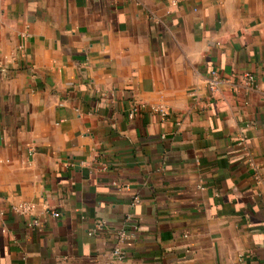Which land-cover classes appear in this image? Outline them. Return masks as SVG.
<instances>
[{
  "label": "crops",
  "instance_id": "crops-1",
  "mask_svg": "<svg viewBox=\"0 0 264 264\" xmlns=\"http://www.w3.org/2000/svg\"><path fill=\"white\" fill-rule=\"evenodd\" d=\"M0 264H264V0H0Z\"/></svg>",
  "mask_w": 264,
  "mask_h": 264
},
{
  "label": "built area",
  "instance_id": "built-area-1",
  "mask_svg": "<svg viewBox=\"0 0 264 264\" xmlns=\"http://www.w3.org/2000/svg\"><path fill=\"white\" fill-rule=\"evenodd\" d=\"M236 79L240 83H243V85H245V87H247L248 89L252 88V86L254 85V82H255L254 76L248 72H244V73L237 75ZM226 81H227L226 78L222 77L218 73V71L211 70L209 72V77L207 78V81H206V87H207V90L209 92V97L211 98L212 95L218 90V88L223 83H225ZM139 109L140 108L138 106H135V105L131 106L130 109H128V111H127V114H126L127 118L130 120L133 119V117L139 111ZM152 111L158 116V118L161 122L166 119L167 112L165 111L164 108L156 107V108H152ZM13 210L17 211L16 208H13ZM25 210H26V208H22L21 213H23ZM50 215L52 217H57V213H55V212H51ZM30 226H37V221L33 220L30 223ZM120 236H122V235L120 234ZM114 254L116 256H118V258H120L119 251H115Z\"/></svg>",
  "mask_w": 264,
  "mask_h": 264
}]
</instances>
